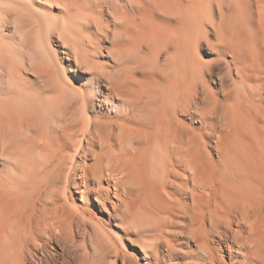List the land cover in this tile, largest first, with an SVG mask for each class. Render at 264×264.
<instances>
[{"label":"bare ground","instance_id":"bare-ground-1","mask_svg":"<svg viewBox=\"0 0 264 264\" xmlns=\"http://www.w3.org/2000/svg\"><path fill=\"white\" fill-rule=\"evenodd\" d=\"M113 220L264 264V0H0V264H138Z\"/></svg>","mask_w":264,"mask_h":264},{"label":"rangeland","instance_id":"rangeland-1","mask_svg":"<svg viewBox=\"0 0 264 264\" xmlns=\"http://www.w3.org/2000/svg\"><path fill=\"white\" fill-rule=\"evenodd\" d=\"M52 11L56 12V9L52 8ZM9 35H11V33H9ZM53 39L54 38L51 39L52 41L50 40L51 43L54 42ZM33 50H32V52H33ZM24 60H25L26 63H28L26 59H24ZM26 65H25L24 68H26V70L29 72L30 71L29 70V66H26ZM28 72H26V76L30 77V80H31L33 78V73L30 71L29 74H28ZM73 192H75V191H73ZM73 197H74L75 201H77L76 203H78L80 205L82 211H85L87 213V215L91 216L93 219H95V221H99L100 223H102V220H101L102 217L99 214H96V212L94 210H92V212L90 213L91 210L88 211L83 206L82 202L79 200V195L76 192L73 193ZM91 201H92V203L96 204V202L93 200V198L91 199ZM78 219L80 220L81 218L78 216ZM87 220L85 222L80 220V222H82V223L84 222V224H86L88 229L92 230L93 229L92 228V224H91V222L89 220L87 222ZM133 230L134 229L131 228L128 223H124V222L122 223L119 220H113L112 222H110L109 226L107 228V231L111 235L110 237H111V244L112 245L110 244L111 246H109V249L113 248V245H114L118 250L120 249L119 250L120 252L123 251L122 253H125V254H130L131 252H134V253L136 252L138 264H153V262L149 263V262L144 261L142 259L143 258V254L140 251L142 241L136 235L135 231H133ZM124 264H129V263L125 262Z\"/></svg>","mask_w":264,"mask_h":264}]
</instances>
